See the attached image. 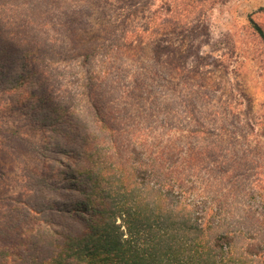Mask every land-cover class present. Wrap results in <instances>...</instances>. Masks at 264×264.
<instances>
[{"label":"trees","instance_id":"1","mask_svg":"<svg viewBox=\"0 0 264 264\" xmlns=\"http://www.w3.org/2000/svg\"><path fill=\"white\" fill-rule=\"evenodd\" d=\"M197 9L0 0V113L30 91L0 114V204L30 218L10 264H264V155L204 78Z\"/></svg>","mask_w":264,"mask_h":264},{"label":"rangeland","instance_id":"2","mask_svg":"<svg viewBox=\"0 0 264 264\" xmlns=\"http://www.w3.org/2000/svg\"><path fill=\"white\" fill-rule=\"evenodd\" d=\"M173 0H144V5L155 4L161 6ZM190 6H198L195 15L201 19V23L208 28L207 36L200 39L202 42V57L209 67L204 73V78L210 83L211 89L220 90L218 95L224 99V103L230 105L238 112L243 121L244 128L249 132L246 123L254 127V135L249 139L259 143V154L264 155V149L260 146L264 142V41L254 30L252 21L264 30V0H187ZM97 10L96 7L93 8ZM94 14L93 17H101ZM141 14L137 13V20ZM99 24L100 20H95ZM171 26H167V32H171ZM92 27L89 35L95 32ZM149 54V47L145 46ZM0 55V72L14 69L15 60L7 62ZM5 58V57H4ZM30 91L21 94L11 93L3 100L4 109L1 117L7 118L8 114L14 117H22L17 102L27 101ZM9 101H14L18 106L15 111ZM12 108V109H11ZM23 114V113H22ZM23 118V117H22ZM258 149V146H256ZM3 159L4 157L1 156ZM6 159V160H5ZM3 164L8 172L7 181H0V193L18 194L20 192L19 175L20 167L13 159L5 158ZM0 171L2 169L0 168ZM16 204H0V246L8 254V263L12 254L19 255L15 248V240L21 230L16 228L19 220H28L29 217L13 210ZM6 210L7 213H2ZM36 227V225H35ZM28 226H24L27 229ZM37 228V227H36Z\"/></svg>","mask_w":264,"mask_h":264}]
</instances>
